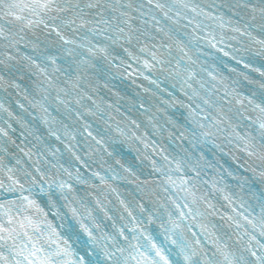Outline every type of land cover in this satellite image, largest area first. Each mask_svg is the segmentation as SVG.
Here are the masks:
<instances>
[{"label": "snow or ice", "instance_id": "obj_1", "mask_svg": "<svg viewBox=\"0 0 264 264\" xmlns=\"http://www.w3.org/2000/svg\"><path fill=\"white\" fill-rule=\"evenodd\" d=\"M0 264H264V0H0Z\"/></svg>", "mask_w": 264, "mask_h": 264}]
</instances>
